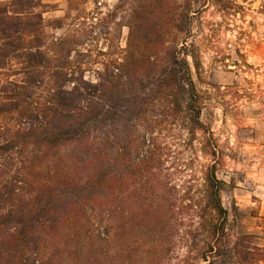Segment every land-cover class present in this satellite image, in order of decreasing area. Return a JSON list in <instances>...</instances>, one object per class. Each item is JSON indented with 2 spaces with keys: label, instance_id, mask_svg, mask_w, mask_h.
I'll return each mask as SVG.
<instances>
[{
  "label": "trees",
  "instance_id": "trees-1",
  "mask_svg": "<svg viewBox=\"0 0 264 264\" xmlns=\"http://www.w3.org/2000/svg\"><path fill=\"white\" fill-rule=\"evenodd\" d=\"M210 2L238 14L234 0H125L127 47L118 24L88 79L83 31L49 34L67 19L43 0H0V264H264L223 204L194 78Z\"/></svg>",
  "mask_w": 264,
  "mask_h": 264
},
{
  "label": "rangeland",
  "instance_id": "rangeland-1",
  "mask_svg": "<svg viewBox=\"0 0 264 264\" xmlns=\"http://www.w3.org/2000/svg\"><path fill=\"white\" fill-rule=\"evenodd\" d=\"M43 1L52 7L46 19H67L63 29L49 30V34L61 36L73 29L84 32L83 46L73 54V61L89 70L88 79L102 68L95 59L100 58V51H107L108 39L117 36L118 24L119 46L127 47L125 0ZM234 1L238 14L228 15L210 2L195 18L189 42L200 49L203 62L201 77L194 73L195 81L210 94L203 120L210 125L223 154L218 176L231 186L222 194L223 204L236 233L253 235L256 244L264 246V0ZM240 55L247 62L241 69L234 65L242 60ZM195 147L199 150V143ZM138 247L133 245V254ZM121 248L117 245L115 252Z\"/></svg>",
  "mask_w": 264,
  "mask_h": 264
}]
</instances>
